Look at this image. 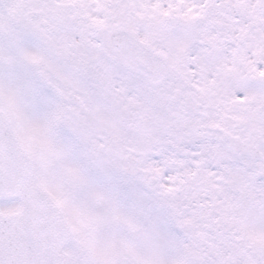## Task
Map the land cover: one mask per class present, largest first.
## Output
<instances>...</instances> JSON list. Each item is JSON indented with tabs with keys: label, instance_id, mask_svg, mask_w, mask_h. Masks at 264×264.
<instances>
[{
	"label": "snow or ice",
	"instance_id": "obj_1",
	"mask_svg": "<svg viewBox=\"0 0 264 264\" xmlns=\"http://www.w3.org/2000/svg\"><path fill=\"white\" fill-rule=\"evenodd\" d=\"M0 264H264V0H0Z\"/></svg>",
	"mask_w": 264,
	"mask_h": 264
}]
</instances>
